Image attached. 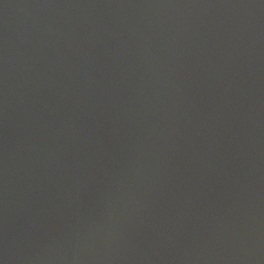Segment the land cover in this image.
I'll return each instance as SVG.
<instances>
[{"label":"water","instance_id":"obj_1","mask_svg":"<svg viewBox=\"0 0 264 264\" xmlns=\"http://www.w3.org/2000/svg\"><path fill=\"white\" fill-rule=\"evenodd\" d=\"M0 264H264V73L115 0H0Z\"/></svg>","mask_w":264,"mask_h":264}]
</instances>
